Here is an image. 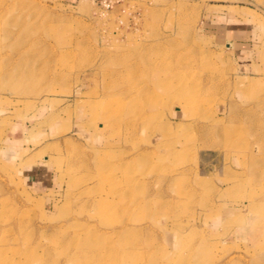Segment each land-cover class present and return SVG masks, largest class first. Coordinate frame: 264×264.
<instances>
[{
	"label": "rangeland",
	"instance_id": "1",
	"mask_svg": "<svg viewBox=\"0 0 264 264\" xmlns=\"http://www.w3.org/2000/svg\"><path fill=\"white\" fill-rule=\"evenodd\" d=\"M0 264H264V0H0Z\"/></svg>",
	"mask_w": 264,
	"mask_h": 264
},
{
	"label": "bare ground",
	"instance_id": "2",
	"mask_svg": "<svg viewBox=\"0 0 264 264\" xmlns=\"http://www.w3.org/2000/svg\"><path fill=\"white\" fill-rule=\"evenodd\" d=\"M21 67V65L19 64V62L15 63L14 68L9 69V71L7 72L8 76H12V77H16V76H21V74H19L18 70H20L19 68ZM184 67V66H183ZM177 76H174L175 79H179L180 81L177 82V84H173L172 86H168L167 91L169 92V90H174L177 93H181L183 94V92L186 90V82L183 80L184 77H182V80L180 79V76L178 74H176ZM171 85V84H170ZM172 92V91H171ZM173 95V94H172ZM173 107V106H172ZM143 203V202H142ZM96 243L93 242L92 240L89 239V237H85L82 238V236H74V238L72 239L71 243H70V247L72 248V253L71 255L73 256L74 259H79L81 256L85 257V255H87L88 252H96L98 253V257H99V252H98V247L96 246ZM95 249V250H94ZM97 250V251H96Z\"/></svg>",
	"mask_w": 264,
	"mask_h": 264
},
{
	"label": "crops",
	"instance_id": "3",
	"mask_svg": "<svg viewBox=\"0 0 264 264\" xmlns=\"http://www.w3.org/2000/svg\"><path fill=\"white\" fill-rule=\"evenodd\" d=\"M227 24H229V23H227ZM248 25L246 24V25H244V27L246 28ZM248 28V27H247ZM246 28V29H247ZM257 29L256 28H251V31L250 30H248V31H246V33H244V35H241V36H239V38L240 39H244L245 41H246V39H249V37L251 36L252 38L253 37H255L256 35H254V34H257ZM226 38H229V39H231V40H235V39H238V37H235V35H231L230 34V31H228L227 29H226ZM242 46V47H241ZM246 46V45H245ZM245 46H244V44L243 43H238L237 44V46H236V44H235V47H236V49H235V51H238L237 53L238 54H240V55H242L243 57H244V55H246V53H247V48L246 49H244L245 48ZM239 49V50H238ZM242 49V50H241Z\"/></svg>",
	"mask_w": 264,
	"mask_h": 264
}]
</instances>
